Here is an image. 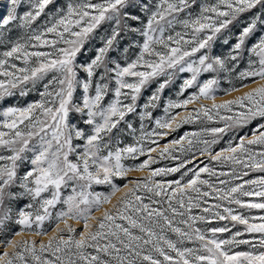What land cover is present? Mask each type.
I'll use <instances>...</instances> for the list:
<instances>
[{"label":"snow or ice","instance_id":"6c2138e0","mask_svg":"<svg viewBox=\"0 0 264 264\" xmlns=\"http://www.w3.org/2000/svg\"><path fill=\"white\" fill-rule=\"evenodd\" d=\"M257 81L264 0H5L0 264H264Z\"/></svg>","mask_w":264,"mask_h":264},{"label":"rangeland","instance_id":"374dc122","mask_svg":"<svg viewBox=\"0 0 264 264\" xmlns=\"http://www.w3.org/2000/svg\"><path fill=\"white\" fill-rule=\"evenodd\" d=\"M5 3V0H0V10H2L3 8V5ZM179 80H177L176 84L174 85V87H178L179 85ZM257 83H264V81H257ZM256 85L255 84H250L249 85V88L251 87H255ZM248 89H240L241 92L243 91H246ZM168 93L165 92V95H167ZM236 93H233L232 95H235ZM148 95V92L146 91L145 92V97ZM227 98H230V97H221V96H217V101L221 100V99H227ZM12 102L11 100H4V101H0V105H3V104H7V103H10ZM205 103H211V101H204ZM210 123H216V122H210ZM193 126L192 125H182L181 126V129H177V132L181 133L184 131V130H190ZM168 163V161L166 160H163L161 159L159 162H158V165H154L155 166H163L164 164ZM130 175H139V173H133V174H130Z\"/></svg>","mask_w":264,"mask_h":264}]
</instances>
